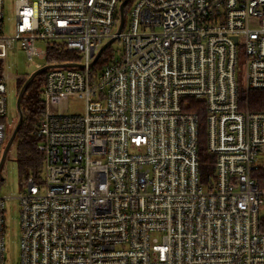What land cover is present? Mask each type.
I'll return each mask as SVG.
<instances>
[{
  "label": "built area",
  "instance_id": "built-area-1",
  "mask_svg": "<svg viewBox=\"0 0 264 264\" xmlns=\"http://www.w3.org/2000/svg\"><path fill=\"white\" fill-rule=\"evenodd\" d=\"M122 1L14 0L5 36L0 0V147L15 45L28 61L60 46L82 66L45 76L19 264H264V0H135L117 32ZM110 39L121 49L95 75ZM71 98L82 113L49 110Z\"/></svg>",
  "mask_w": 264,
  "mask_h": 264
},
{
  "label": "rangeland",
  "instance_id": "rangeland-1",
  "mask_svg": "<svg viewBox=\"0 0 264 264\" xmlns=\"http://www.w3.org/2000/svg\"><path fill=\"white\" fill-rule=\"evenodd\" d=\"M135 0H129V8L132 6ZM127 14V13H126ZM125 14V21H127V16ZM15 16V4L14 0H4V21H3V33L5 36H9L12 33V28L14 24ZM111 49H114V55H117V49H121V45L118 42L111 43ZM110 49V50H111ZM72 58L80 59L79 54L72 53ZM102 57V54H101ZM104 57V56H103ZM45 60H38L34 58L32 61H28L25 57V54L20 50L18 45H15L14 50L10 51L4 61L5 72L8 78V116L6 122L5 140L0 147V156L2 154V149L11 135L12 131L17 122V113H16V98L18 91V82L16 78H24L26 75H30L36 70L46 66ZM47 71V70H46ZM101 72L100 69L93 68V73L99 75ZM44 87V86H43ZM43 87L41 90L43 91ZM84 103L76 101L71 98L68 102L59 109L58 107H50L49 110L52 113H63V114H80L83 112ZM15 139V138H14ZM38 145V144H37ZM207 150V149H206ZM208 153V151H207ZM211 157L212 155L208 153ZM211 165L214 167V157H211ZM16 151H15V142L13 140L9 150L7 152L6 158L3 162L1 168V178L0 179V197L10 198L5 203V228H4V264H19V238H20V225L18 217V195L25 189V185H21V181L18 176L17 164H16ZM229 169V167H227ZM42 175V168L40 172V177ZM211 174L208 175L210 178ZM32 180V179H31ZM33 181V180H32ZM34 182V181H33ZM36 183V182H34Z\"/></svg>",
  "mask_w": 264,
  "mask_h": 264
},
{
  "label": "trees",
  "instance_id": "trees-1",
  "mask_svg": "<svg viewBox=\"0 0 264 264\" xmlns=\"http://www.w3.org/2000/svg\"><path fill=\"white\" fill-rule=\"evenodd\" d=\"M128 3V2H127ZM124 5L123 14L125 15L128 10V4ZM111 45V44H110ZM108 46L100 55V58L95 64V68L100 69L105 64L112 62L114 60V49ZM111 49V50H110ZM120 50L117 49V53ZM72 52H68L53 44H48L46 47V55L44 60L47 65L55 64H77L79 59L72 58ZM104 56V57H103ZM2 62H0V77L2 74ZM47 71L38 74L33 81L28 85L25 93L20 102L21 112H22V123L19 130L15 136V151H16V164L18 176L21 181V185H25L28 180L32 179L34 182L40 181V172L42 168L43 157L37 150L38 139L35 137L34 132L36 130L41 111L43 109L42 101V90L44 86L45 76ZM26 77H19L16 81L18 82V92L25 82ZM197 105H199L197 103ZM264 107V102H263ZM195 109V107H194ZM253 109V107H252ZM194 111V110H193ZM200 115L199 124V136H198V160H199V172L202 180L208 179V175L212 174L213 166L211 165L212 159L208 155L206 150V136L204 131V118L202 114ZM262 231H264L262 229Z\"/></svg>",
  "mask_w": 264,
  "mask_h": 264
},
{
  "label": "water",
  "instance_id": "water-1",
  "mask_svg": "<svg viewBox=\"0 0 264 264\" xmlns=\"http://www.w3.org/2000/svg\"><path fill=\"white\" fill-rule=\"evenodd\" d=\"M129 0H123L122 3L120 4L119 6V25H118V28H117V32H119L121 30V27L123 25V8H124V5L128 2ZM114 42V39H110L108 40L106 43H104L102 45V47L100 48V50L98 51V53L95 55L92 63L90 65H93L95 63V61L98 59V57L101 55V53L111 44ZM82 66L79 65V64H72V63H67V64H55V65H46L38 70H36L35 72H33L32 74H30L28 76V78H26L25 82L23 83V85L21 86L19 92H18V95H17V98H16V104H15V107H16V112L18 114V119H17V122H16V125L14 127V130L12 131L11 135L9 136L8 140L6 141L3 149H2V154L0 156V174H1V168H2V165H3V162L6 158V155H7V152L9 150V147L11 146L18 130H19V127L22 123V112H21V107H20V102H21V99L23 97V94L25 93L28 85L33 81V79L38 75L40 74L41 72H44L46 70H49V69H52V68H81ZM0 179L1 178V175H0Z\"/></svg>",
  "mask_w": 264,
  "mask_h": 264
},
{
  "label": "crops",
  "instance_id": "crops-1",
  "mask_svg": "<svg viewBox=\"0 0 264 264\" xmlns=\"http://www.w3.org/2000/svg\"><path fill=\"white\" fill-rule=\"evenodd\" d=\"M28 78V77H27ZM17 79V78H16ZM17 82V81H16ZM17 95H18V91H17ZM43 101V100H42ZM16 108V107H15ZM43 110V109H42ZM17 113V112H16ZM42 113V111H41ZM41 115V114H40ZM40 118V117H39ZM17 119H18V114H17ZM8 120V119H7ZM4 121V120H3Z\"/></svg>",
  "mask_w": 264,
  "mask_h": 264
}]
</instances>
